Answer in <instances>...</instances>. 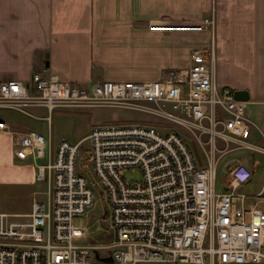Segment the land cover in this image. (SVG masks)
<instances>
[{"label": "built area", "instance_id": "built-area-1", "mask_svg": "<svg viewBox=\"0 0 264 264\" xmlns=\"http://www.w3.org/2000/svg\"><path fill=\"white\" fill-rule=\"evenodd\" d=\"M215 24L212 12L199 21H158L150 27L213 30ZM33 89L17 79L1 82L0 107L30 114L31 106L49 112L61 106H117L164 125L94 126L85 138L93 181L82 164V140L62 138L53 156L42 133H17L16 155L35 160L37 180L48 181V197L34 200L26 219L0 212V264H91L97 252L113 257V264L264 263V180L255 194L241 189L259 166L264 179V164L255 158L264 156V143L249 138L247 101L218 83L214 46L193 49L188 68L164 70L158 80H98L82 86L37 71ZM175 127L205 149L206 166L197 163ZM235 151L240 157L226 164L230 186L221 187L219 161ZM43 158L48 161L39 163ZM135 167L142 180L129 182L123 172ZM95 185L106 209L101 230L88 238L90 230L74 219L95 205Z\"/></svg>", "mask_w": 264, "mask_h": 264}, {"label": "crops", "instance_id": "crops-1", "mask_svg": "<svg viewBox=\"0 0 264 264\" xmlns=\"http://www.w3.org/2000/svg\"><path fill=\"white\" fill-rule=\"evenodd\" d=\"M212 12L213 30L149 26L199 21ZM212 46L218 83L249 92V138L264 143V0H0V83L17 79L32 91L37 71L82 86L158 80L164 70L188 68L193 49ZM45 109L28 107L29 114L0 107L6 122L0 127V188H30L38 181L35 160L16 155L17 133L37 131L29 118H50ZM62 138L51 142L49 136L53 156ZM34 200L43 199L33 195L27 207L0 212L26 215Z\"/></svg>", "mask_w": 264, "mask_h": 264}, {"label": "rangeland", "instance_id": "rangeland-1", "mask_svg": "<svg viewBox=\"0 0 264 264\" xmlns=\"http://www.w3.org/2000/svg\"><path fill=\"white\" fill-rule=\"evenodd\" d=\"M158 21L171 20H156L150 21L149 26L152 23ZM179 21H192V20H179ZM216 26V24H215ZM32 107V106H31ZM46 108V107H45ZM44 114H49L50 118H37L31 117V121L34 122V129L42 133L46 138L49 136L53 138L51 142H56L59 138L65 137L72 142H78L85 134H89L94 126L105 125L111 123L128 124L137 122H151L158 123L163 126L155 117L148 115L144 112L130 109H123L117 106H61L55 108L52 112L45 109ZM163 124V125H162ZM171 128V127H170ZM166 128V129H170ZM176 128V127H175ZM178 130L183 133L185 140L191 150L193 151L196 161L201 166L208 164V157L205 149L193 138L191 134L184 131L181 127H177ZM176 128V129H177ZM53 144V143H51ZM82 150V164L85 167L84 171L87 172L90 179L93 181L94 177L90 171V159H89V146L90 143L87 139L81 141ZM240 152L235 151L227 154L219 161L220 171V186H230V177L228 175V167L230 160L239 156ZM240 157V156H239ZM241 157L240 159H243ZM255 158L259 159L264 164V156L261 154H255ZM42 161H48L47 158ZM124 176L129 182L142 180V171L139 167L124 170ZM263 166H259L252 181L244 185L241 189L242 192L252 195L259 191L263 182ZM48 189V181H37L34 185H30V188L26 186H19L15 189L0 188V210H20L30 204L33 195L47 200L46 190ZM97 199L94 206H92L88 213L83 216H78L74 219V223L77 225L85 226L90 230L87 235L88 238L92 237V232L101 230L103 216L105 215L106 200L101 196L100 187L95 185ZM34 190H37V194H34ZM264 200V199H263ZM28 213H26L27 215ZM26 215H20L15 217L16 219H26ZM101 233V232H100ZM96 236V235H95ZM100 241L106 240L100 235ZM91 264H113L100 260L97 256L92 258ZM139 264H166V263H139ZM264 264V263H262Z\"/></svg>", "mask_w": 264, "mask_h": 264}, {"label": "water", "instance_id": "water-1", "mask_svg": "<svg viewBox=\"0 0 264 264\" xmlns=\"http://www.w3.org/2000/svg\"><path fill=\"white\" fill-rule=\"evenodd\" d=\"M235 97L240 100H249V92L247 90H237L235 91ZM97 257L108 263H113V257L111 256H101L99 252L96 253Z\"/></svg>", "mask_w": 264, "mask_h": 264}]
</instances>
